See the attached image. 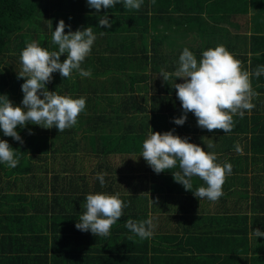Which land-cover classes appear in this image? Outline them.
I'll list each match as a JSON object with an SVG mask.
<instances>
[{"label":"trees","instance_id":"16d2710c","mask_svg":"<svg viewBox=\"0 0 264 264\" xmlns=\"http://www.w3.org/2000/svg\"><path fill=\"white\" fill-rule=\"evenodd\" d=\"M185 1L171 0L170 4L181 12L167 14L162 10L154 13L155 5H148L147 0L139 10L120 4L113 9L96 10L86 0H0V95H6L15 105H20L23 96L24 78L18 73L20 52L26 44L36 42L50 52L57 50L51 43L49 26L54 30L60 20L72 31L91 27L97 36L91 53L81 64L91 70L90 78L73 72L64 79L56 72L46 83L49 91L86 99L77 124L58 132L55 127L26 123L24 128H17L23 143L0 133V139L7 140L19 157L15 168L0 165V264H236L243 261L238 253L250 241L258 247L255 259L264 264V237L256 239L253 235L254 229L264 231V180L249 176L247 160L250 150L257 155L252 164L261 166L264 174V76L250 77L257 93L252 100L255 107L246 111L243 118L234 116L232 131L224 133L221 129L209 132L198 127L191 112L182 126L174 124L173 118L182 115L172 86L175 78L165 82L159 74L162 70L175 71L181 52L174 51L176 56L166 53L173 43L189 44L186 39L197 38L187 48L198 60L203 50L212 47L214 32L204 33V18L218 23L224 19L233 29L243 26L233 22L248 0H209L206 6L204 0H190V9L184 12ZM256 1L261 6L255 17L258 23L264 13V0ZM105 14L112 21L115 34L99 26V18ZM167 30L178 33L153 34ZM68 31L66 27L65 32ZM177 34L180 39L175 37ZM259 34L250 36L252 50H228L241 62L242 70L250 73L264 65V33ZM65 55L61 54V61ZM135 64L138 69H134ZM181 82L183 78H176L175 83ZM192 125L199 128L194 137L190 135ZM150 128L158 133L171 130L199 146L205 142L203 150L213 145L208 151L216 154L217 163L232 165V174L226 176L222 186L224 195L216 202L198 200L175 181L173 173L179 171L178 167L156 177L140 155ZM101 132L105 134L100 136ZM91 144H95L92 150ZM88 149L93 158L87 160L84 153L88 154ZM86 163L88 166L84 167ZM91 164L96 165V171L107 172L106 184L111 187L105 191L118 193L128 204L107 237L75 227L84 211L86 194L94 193L86 186L90 183L86 168ZM192 182L194 188L204 185L199 177ZM25 184L37 185L25 188ZM48 184H52L51 197L43 193ZM154 184L162 191L153 196L149 206V200L141 198L140 193L147 194ZM250 184L255 197L248 206ZM73 186L76 188H70ZM211 212L230 215L223 222L225 228L222 217L210 216ZM149 218L155 225L149 239L141 240L125 227L128 220Z\"/></svg>","mask_w":264,"mask_h":264},{"label":"clouds","instance_id":"9594fccd","mask_svg":"<svg viewBox=\"0 0 264 264\" xmlns=\"http://www.w3.org/2000/svg\"><path fill=\"white\" fill-rule=\"evenodd\" d=\"M89 7L100 10L113 9L120 4L129 10H139L144 0H86ZM99 26L110 28L112 21L107 14L99 18ZM69 31L66 33L65 28ZM51 43L57 47L48 51L36 42L26 44L20 52L21 70L18 77H23V93L20 105L13 104L6 95H0V133L23 143L17 130L26 123L43 128L55 127L58 132L74 127L77 117L85 110L84 97L73 98L49 91L46 83L58 72L64 79L76 72L82 78H90L91 70L81 67L85 58L91 53L97 39L91 27L83 30H71L63 20L57 22L55 29L49 26ZM61 54H66L61 61ZM165 82L174 79L172 85L180 101L182 115L173 118V123L182 126L187 113L191 112L200 128L212 132L221 129L230 133L234 127V116L243 118L245 112L255 107L252 102L257 93L251 86L250 77L264 76V65H259L253 72L242 70L241 62L223 45L210 47L202 51L199 60L189 48H183L172 73L161 71ZM183 82L175 83L176 78ZM42 97V98H41ZM213 145H207L212 148ZM236 151H240L236 145ZM140 155L152 170L162 171L179 168L173 173L176 182L183 185L198 199L218 201L223 195L222 186L226 176L232 174L231 163H217L214 152L205 151L199 145L189 142L187 137L175 135L173 131L164 133L150 131L142 142ZM19 157L7 140L0 139V165L9 168L18 166ZM106 173H97L96 179L101 187L106 184ZM199 177L203 186L193 187V178ZM152 201V200H151ZM153 202V201H152ZM128 204L119 198V194L107 192L88 193L83 205L84 211L75 227L83 232L90 231L95 236L107 237L111 228L123 215ZM125 227L141 240L154 235L152 218L143 221L128 220ZM253 235L264 237V231L254 229Z\"/></svg>","mask_w":264,"mask_h":264},{"label":"rangeland","instance_id":"374dc122","mask_svg":"<svg viewBox=\"0 0 264 264\" xmlns=\"http://www.w3.org/2000/svg\"><path fill=\"white\" fill-rule=\"evenodd\" d=\"M170 1L171 0H167L166 1L167 3H166V2L159 1V0H147V3H148V5L152 4V3L155 5V7H156L155 9L157 11H155L154 13H156V12L158 13L159 10H162L163 13H167V14H169L170 12L172 14H176L177 12H181L180 11L181 9L180 8H177V9L174 8L173 4L172 5L170 4ZM204 1H205V3H204L205 6L207 4H209V0H204ZM212 1H217V0H212ZM259 4L260 3H258L256 0H248V2L246 3V5L243 8V11L238 13L237 16L234 18L233 24H235V23L243 24V26H240V28L238 27V29L237 28L233 29L232 27L227 25L225 23L224 19H222V22L218 23L217 20L204 18V20H203L204 33L207 31L214 32V35H213L214 36L213 37V43L214 44L212 45V47H215L217 45H223L227 50H230V48H231V49L236 50L237 52H246V49H247V51L252 50L253 49V45H252L253 38H250V36L260 35L259 34L260 32L264 33V24H262V23H264V21H263L264 20V13L259 16V18H261V19H259V20L257 19L258 23H256V21H255V19L257 18L256 14L259 11V9H261V6H258ZM200 5H201V3H199L198 5L195 4V7L200 6ZM190 6H191L190 0H186L184 2V6H183L184 12H187L188 9H190ZM197 10L202 15L201 8H198ZM206 13H207V11L204 9L203 15L205 17H206ZM255 24H258V25H255ZM160 28L161 27H159V29ZM112 29H113V27L109 28L107 31H110V33L115 34L116 32L112 31ZM171 32H172V34L178 33L177 30H173L170 32H169V30H167L166 32H159V31L153 32V34L169 35L170 36ZM177 35L178 36H175V37H177V39H180L181 37L179 36V34H177ZM244 37H246L247 39L244 40L243 39ZM186 42H188L189 44H186V43H184V44L183 43H176L175 44V43H173L171 45L170 49L166 48V53L168 55L171 54V56H176L177 54L174 51L182 52L183 48L189 46L190 44L194 45L197 42V38L196 39H186ZM240 43L243 44L242 47L239 45ZM138 68H139L138 64L137 65L135 64L134 69H138ZM140 68H143V67H140ZM137 95L139 97L143 96L142 93H138ZM160 118L163 119L164 116H161ZM189 128H190V132H191L190 135L191 136L194 137V136L198 135L197 133L195 134V132L199 129L197 127V125H192ZM203 145H205V142L202 143L200 145V147ZM204 150L208 151V148L204 147ZM247 155L249 156V158L247 159L248 164L250 166H252V161H254V159L257 157V155L254 153H251L250 150L247 152ZM241 162L244 163V160H242ZM257 168L258 167H256V169ZM254 173H256V172H253L252 169H250V175L256 176L257 173L255 175H254ZM259 174H260V172H259ZM247 188H248L249 192L251 193L250 195H253V192L250 190L251 184ZM260 189L261 188H259V190ZM262 190H264V186L262 187ZM180 195H181V193H180ZM238 254H240L241 258H243L244 254H245L244 249L242 251H240ZM250 255H254V254L251 253V250L249 251V249L246 248V256L250 257ZM236 264H243V261L240 259V260H238V262Z\"/></svg>","mask_w":264,"mask_h":264},{"label":"crops","instance_id":"0c3cea01","mask_svg":"<svg viewBox=\"0 0 264 264\" xmlns=\"http://www.w3.org/2000/svg\"><path fill=\"white\" fill-rule=\"evenodd\" d=\"M86 134V133H85ZM103 134H105V132H101L100 133V136L101 135H103ZM87 135V134H86ZM92 147H95V144H91L90 145V150H92ZM97 147H99L98 145H97ZM89 149L88 150H85L86 152H89L88 154H85L84 153V155H86L85 157L87 158V160L88 159H92L93 158V155H92V151H89ZM83 153V152H82ZM88 166V164L86 163L85 165H84V167H87ZM96 165H93V164H91V166L90 167H88V168H86V170L87 171H89L88 172V177H87V180L88 181H90V183H91V181H92V183L90 184H86V186L87 187H89V190L91 191V192H106L105 190L106 189H108V188H110L111 187V184H105V186L104 187H101L100 186V184H99V181L96 179V174L97 173H105V171H104V169H101L100 171H96V167H95ZM95 167V168H94ZM261 166H259L257 169H256V167H255V165H253L252 164V166H250L249 165V167H248V169H249V171H250V169H252V171L253 172H256L257 173V175L256 176H260V178L262 179V180H264V174H263V169L262 168H260ZM140 168V167H139ZM140 170L141 171H143V169L142 168H140ZM259 172H260V174H259ZM141 173H143V172H141ZM256 173H254V175L256 174ZM110 174L111 173H108V176L110 177ZM263 174V175H262ZM106 175H107V172H106ZM147 175H149V176H151V173H148ZM154 176H155V174H153ZM157 175H159V174H157L156 173V177H157ZM249 176L250 177H252L250 174H249ZM142 177H144V175L142 176ZM144 179V178H143ZM143 179H142V181H143ZM106 181H107V179H106ZM144 184H145V182L143 181V187L142 188H144ZM36 185L37 184H25V188H28V187H32V188H35L36 187ZM52 185V184H51ZM51 185L50 184H48V186L46 187L45 186V188H44V192L43 193H45V195L44 196H47V197H51L52 196V190H51ZM170 184H168V185H164L163 186V189H165V188H167L168 186H169ZM70 188H72V189H75L76 187L75 186H73V187H70ZM143 190V189H142ZM148 191H149V189H148ZM161 187L159 188V186H158V184H154L153 185V190H150L147 194H141L140 193V195H141V198H143V199H145V200H149V203H148V205L150 206L151 205V203H152V201H153V196L154 195H156V196H158V195H160L161 194ZM133 193H135L134 191H132ZM251 194V193H250ZM248 195L246 198H247V202H248V206H250V203H251V201H252V198L253 197H255L254 195ZM60 199V198H59ZM71 199H73V198H71ZM152 200V201H151ZM159 204V203H158ZM157 204V205H158ZM156 207V206H155ZM250 208H252V206L250 207ZM251 211V210H250ZM210 216H217V217H222V228H225L224 227V225L225 224H223V222H224V220L226 219V218H228V217H230V215H228V214H224L223 213V215H222V213L220 214V213H216V212H211L210 213ZM251 216V215H250ZM235 217H236V215H235ZM198 229H200V227H198ZM214 233H216L215 232V229H214ZM249 238L251 239V240H253V238L249 235ZM205 240H207V239H205ZM233 245V244H232ZM231 245V246H232ZM244 256H243V261H245V264H261V263H258L257 261L258 260H256L255 258L259 255V253H258V247L257 246H253V243L250 241V242H248V244L247 245H245L244 246ZM246 248H248L249 249V251L251 250V253L252 254H254V255H250V257L248 256H246ZM231 250V249H230ZM238 256H239V258H241V256H240V254H238ZM247 258V259H246ZM231 264H234V263H231Z\"/></svg>","mask_w":264,"mask_h":264}]
</instances>
